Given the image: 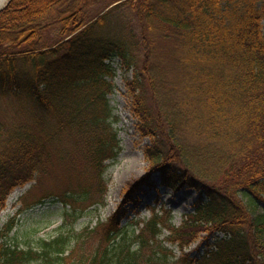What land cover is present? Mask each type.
Returning a JSON list of instances; mask_svg holds the SVG:
<instances>
[{"label": "trees", "instance_id": "trees-1", "mask_svg": "<svg viewBox=\"0 0 264 264\" xmlns=\"http://www.w3.org/2000/svg\"><path fill=\"white\" fill-rule=\"evenodd\" d=\"M258 1L126 0L100 15L111 2L91 14L95 0H10L0 10V99L15 109L0 119V208L15 187L47 173L52 157L86 163L91 186L69 183L41 201L51 197L68 208L66 216L79 218L77 205L93 188V203L104 205L106 162L121 150L108 98L114 57L133 69L125 78L131 110L149 139L147 174L129 183L106 221L76 233L62 224L38 249H24L4 240L11 219L0 232V264H264V208L255 212L264 203ZM119 11L124 21L112 23ZM67 130L71 150L60 146ZM183 185L199 197L180 226L165 225V241L180 255L158 241L155 213L135 237L136 249L118 241L137 190ZM197 241V254L184 251Z\"/></svg>", "mask_w": 264, "mask_h": 264}, {"label": "rangeland", "instance_id": "rangeland-1", "mask_svg": "<svg viewBox=\"0 0 264 264\" xmlns=\"http://www.w3.org/2000/svg\"><path fill=\"white\" fill-rule=\"evenodd\" d=\"M122 1L124 0H98L92 2L87 10L93 14L101 11L110 2L112 4ZM260 2L257 0L256 4L259 5ZM119 20L124 21L121 11L113 15L111 22L119 24ZM262 29L264 32V20ZM53 36V30L46 33L48 40ZM109 64L114 69L111 78L114 89L108 98L113 109L112 113L114 117H117L112 126L117 130L121 150L117 157L107 162L108 166L103 174L107 183L104 205L93 203L96 200L93 188H90V200L77 205V208L82 210L79 218L66 216L65 209L68 208L60 202H54L51 197L41 201L43 197L56 195L67 189L66 186L69 183L72 186L77 182L88 187L91 186L92 177L86 163H82L78 158L72 162L69 158L60 160L52 157L51 167L47 173L42 176L38 175L35 180L24 186L15 187L8 195L5 206L0 208V232L11 219H14V227L4 239L8 244L24 249H38L40 240L54 237L62 224L66 225L65 230L72 228L76 233L86 226L93 227L99 221L104 222L121 204L125 195L124 191L129 183L147 174L148 162L143 153V146L149 142V139L142 137L138 132V116L131 110V97L125 82V78H132L133 69L125 71L117 57H114ZM14 112L15 109L9 108L8 101L0 99V119L14 117ZM51 122L55 123L53 120ZM68 137L70 135L67 130V133L62 134L63 142L62 145L60 144L62 149L71 150V140ZM72 154L75 155L74 148ZM151 179L158 185L159 178L156 174L151 175ZM133 197L135 203L129 204L127 207L128 217L123 221L125 229L118 236V241L130 243L131 248L136 249L135 237L155 213L161 220L159 221L161 231L158 241L161 242V246L171 251L173 257L180 255L181 251L176 244L165 241L169 235V230L165 228V225L179 226L185 218V214L193 212V203L198 199L199 191L186 185L176 191L164 187L148 188L144 186L137 190ZM241 198L246 203L245 196L241 195ZM90 202L93 204L88 206ZM83 206L88 207L83 210L81 208ZM263 208L264 203L260 204L255 212H261ZM198 243L199 241L191 244L186 248V251L192 255L197 254ZM199 247V250L202 251L203 246ZM29 264H42V262L35 260Z\"/></svg>", "mask_w": 264, "mask_h": 264}, {"label": "bare ground", "instance_id": "bare-ground-1", "mask_svg": "<svg viewBox=\"0 0 264 264\" xmlns=\"http://www.w3.org/2000/svg\"><path fill=\"white\" fill-rule=\"evenodd\" d=\"M6 2L7 0H0V7L3 6Z\"/></svg>", "mask_w": 264, "mask_h": 264}, {"label": "water", "instance_id": "water-1", "mask_svg": "<svg viewBox=\"0 0 264 264\" xmlns=\"http://www.w3.org/2000/svg\"><path fill=\"white\" fill-rule=\"evenodd\" d=\"M3 7H0V9H2Z\"/></svg>", "mask_w": 264, "mask_h": 264}]
</instances>
